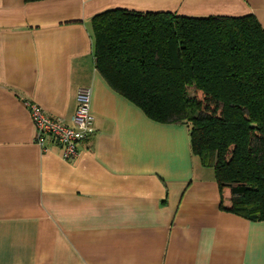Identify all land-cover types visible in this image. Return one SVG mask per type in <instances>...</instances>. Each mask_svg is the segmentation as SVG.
<instances>
[{
    "label": "crops",
    "instance_id": "obj_1",
    "mask_svg": "<svg viewBox=\"0 0 264 264\" xmlns=\"http://www.w3.org/2000/svg\"><path fill=\"white\" fill-rule=\"evenodd\" d=\"M116 8L264 28V0H0V264H264V220L221 208L230 191L187 125L150 119L96 69L91 19ZM82 87L94 123L64 160L35 143L23 100L71 124Z\"/></svg>",
    "mask_w": 264,
    "mask_h": 264
},
{
    "label": "trees",
    "instance_id": "obj_2",
    "mask_svg": "<svg viewBox=\"0 0 264 264\" xmlns=\"http://www.w3.org/2000/svg\"><path fill=\"white\" fill-rule=\"evenodd\" d=\"M27 2L40 0H26ZM95 67L159 123L189 128L230 204L264 220V28L251 15L189 16L109 9L91 19Z\"/></svg>",
    "mask_w": 264,
    "mask_h": 264
},
{
    "label": "built area",
    "instance_id": "obj_3",
    "mask_svg": "<svg viewBox=\"0 0 264 264\" xmlns=\"http://www.w3.org/2000/svg\"><path fill=\"white\" fill-rule=\"evenodd\" d=\"M23 105L29 111L35 131V143L43 151L46 150L45 142L49 138L60 146L64 160H72L78 155L77 145L89 136L94 123L90 88H79L71 124L52 118L34 101L23 100Z\"/></svg>",
    "mask_w": 264,
    "mask_h": 264
},
{
    "label": "rangeland",
    "instance_id": "obj_4",
    "mask_svg": "<svg viewBox=\"0 0 264 264\" xmlns=\"http://www.w3.org/2000/svg\"><path fill=\"white\" fill-rule=\"evenodd\" d=\"M225 197H227V198H225L226 200L229 199L228 201H230V198H229L230 196L228 197V196H227V193L225 194Z\"/></svg>",
    "mask_w": 264,
    "mask_h": 264
}]
</instances>
